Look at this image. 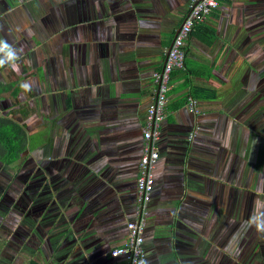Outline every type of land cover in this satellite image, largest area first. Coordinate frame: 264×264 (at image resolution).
I'll return each instance as SVG.
<instances>
[{"label": "crops", "instance_id": "1", "mask_svg": "<svg viewBox=\"0 0 264 264\" xmlns=\"http://www.w3.org/2000/svg\"><path fill=\"white\" fill-rule=\"evenodd\" d=\"M10 2L46 38L21 74L29 147L17 170L0 163L3 196L14 177V264H126L109 251L135 219L151 75L192 0ZM201 25L153 141L140 264H263L264 232L249 221L264 213V0H220ZM190 85L215 96L190 106Z\"/></svg>", "mask_w": 264, "mask_h": 264}, {"label": "built area", "instance_id": "2", "mask_svg": "<svg viewBox=\"0 0 264 264\" xmlns=\"http://www.w3.org/2000/svg\"><path fill=\"white\" fill-rule=\"evenodd\" d=\"M220 0H192L189 11L180 24L174 38L165 53V61L160 68L152 72L153 89L145 108L141 127L142 152L137 164L135 182V219L126 222V240L123 244L110 249L111 256H122L126 264H140L143 258L142 232L144 228V206L149 201L153 178L150 172L152 163L158 157L153 141L158 133L159 125L164 117L168 83L172 70L182 68L185 53V41L196 24H202ZM187 103L193 105L191 97Z\"/></svg>", "mask_w": 264, "mask_h": 264}, {"label": "rangeland", "instance_id": "3", "mask_svg": "<svg viewBox=\"0 0 264 264\" xmlns=\"http://www.w3.org/2000/svg\"><path fill=\"white\" fill-rule=\"evenodd\" d=\"M10 8L12 7V2L19 0H5ZM6 6L0 3V39L1 37L6 38L9 44L13 47L22 49V52L19 54L20 59L17 61L19 66L18 71H13L11 67L5 65L4 67H0V87H4L14 81H21V83L27 82V79H23L21 75L25 71L26 74L24 77L26 78L29 75V70L25 68V64L28 61L30 63V51H34L37 47H39L41 52H45L46 47V38H41L42 40L38 41L37 32L33 31L32 27L28 24V21L23 14L19 15V9L11 8L10 10H5ZM26 9V8H25ZM18 15V16H17ZM20 16V17H19ZM31 16V15H30ZM6 24V25H5ZM4 81V82H3ZM4 84H3V83ZM2 83V84H1ZM0 92V106L4 103L9 102L10 109L8 110V114L10 116L17 115L20 122L23 121L24 127L27 131L30 130V109H29V91H25L24 89H20L19 94L13 98L9 97L8 90ZM28 138L30 139V133H28ZM7 168V167H6ZM5 176H9L5 184L6 196H3L2 192V183H0V228L4 226L5 230H3L2 236L0 237V264H14L16 261L15 255V246H14V228H13V214L14 210V177L11 175V172L5 174ZM4 185V184H3ZM10 191L12 192L10 194ZM5 212H3L2 210ZM18 264H30L29 257L23 256ZM264 264V263H263Z\"/></svg>", "mask_w": 264, "mask_h": 264}, {"label": "trees", "instance_id": "4", "mask_svg": "<svg viewBox=\"0 0 264 264\" xmlns=\"http://www.w3.org/2000/svg\"><path fill=\"white\" fill-rule=\"evenodd\" d=\"M197 27H200L204 32H207L208 28L201 24H196ZM183 67L190 72L189 67L185 63V55L183 58ZM179 69H174L171 71L169 76V85L172 84V90L179 88V86H174L172 82L173 76L179 74ZM21 81H14L8 83L4 88L0 87V92L8 90L9 97L13 98L16 93L21 89ZM215 92L210 88L190 85L188 91L183 96L182 100L185 102L186 97L191 98H214ZM181 104V103H179ZM29 131L24 127L23 122H18L13 119L8 114H0V163L3 165L9 166L17 170L20 166V159L22 154L29 147L30 139L28 138ZM32 262H30L31 264Z\"/></svg>", "mask_w": 264, "mask_h": 264}, {"label": "clouds", "instance_id": "5", "mask_svg": "<svg viewBox=\"0 0 264 264\" xmlns=\"http://www.w3.org/2000/svg\"><path fill=\"white\" fill-rule=\"evenodd\" d=\"M22 49L13 47L5 39H0V67L8 65L13 71H18L19 66L17 61L20 59V53ZM20 87L25 91L31 90V85L27 82L21 83ZM261 202L256 201V209L260 208ZM264 217V213L255 211L253 216L250 218V223L254 225L257 231L264 232V220L261 218Z\"/></svg>", "mask_w": 264, "mask_h": 264}, {"label": "water", "instance_id": "6", "mask_svg": "<svg viewBox=\"0 0 264 264\" xmlns=\"http://www.w3.org/2000/svg\"><path fill=\"white\" fill-rule=\"evenodd\" d=\"M169 47V46H168ZM168 47H167V49H168ZM165 56H166V53H165V55H164V58H163V61H162V63L165 61Z\"/></svg>", "mask_w": 264, "mask_h": 264}]
</instances>
